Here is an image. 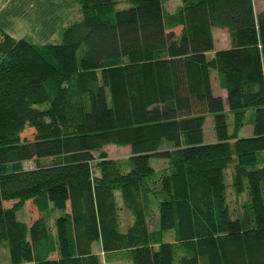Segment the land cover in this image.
<instances>
[{"label":"trees","instance_id":"obj_1","mask_svg":"<svg viewBox=\"0 0 264 264\" xmlns=\"http://www.w3.org/2000/svg\"><path fill=\"white\" fill-rule=\"evenodd\" d=\"M75 1L80 19L58 43L0 36L9 264H264V9L253 0H180L173 12L169 0ZM215 28L230 44L208 57ZM212 71L224 97L212 92ZM249 108L253 133L241 137ZM108 143L129 146L128 157L110 158ZM151 157L167 163L158 178ZM230 167L234 191L249 197L241 217L226 197ZM117 195L133 216L125 231ZM26 201L60 214L52 226L42 215L21 221Z\"/></svg>","mask_w":264,"mask_h":264},{"label":"rangeland","instance_id":"obj_2","mask_svg":"<svg viewBox=\"0 0 264 264\" xmlns=\"http://www.w3.org/2000/svg\"><path fill=\"white\" fill-rule=\"evenodd\" d=\"M181 1L180 0H169L166 2L165 6L170 11H175ZM130 4L126 3H120L117 8H125L129 7ZM255 5V11L258 12L261 9L264 8V0H254ZM80 19V15L77 13L76 16L71 20L70 24L78 21ZM176 32L179 31V28L175 29ZM213 37H214V47L213 49L208 53V57H210L217 49L221 48H227L229 47V38L228 34L225 29L221 28H215L213 30ZM61 40V34H59L58 37L54 38V43H58ZM215 72L212 71L211 73V88L214 95H220L222 93L221 88L219 87L218 80L215 78ZM253 119H254V109L249 108L246 111L244 124L241 127L239 131V135L241 137L250 136L253 133ZM228 123L231 130L232 127V115H228ZM33 130L31 128L26 129L23 132L24 136H27L31 138ZM204 141L206 143H211L216 141V135L213 129V116L211 114H207L205 122H204ZM102 150L106 151L108 156L112 159H117L120 161H124L129 153V146H123V145H117L115 143H108L107 145H104ZM98 153L95 152V156H97ZM149 163L152 167H154L157 172L155 173V178L160 177L161 173L164 172L167 168V163L164 159L151 157L149 159ZM231 168H228L225 175V182L227 183V190H226V197L229 205V210L231 213V217H241L242 215L246 214L248 211L250 212L249 208V197L244 190L243 192L237 194L232 185H231ZM118 205L120 207L119 209V229L121 231H125L128 226L133 221V216L129 210H127L120 197L117 195ZM13 203V200H5L3 201L4 207H10ZM60 214V211L56 209H50L49 211L45 212L44 214H39L36 209L33 207L30 201H26L24 207L17 211L16 216L17 219L21 221H25L27 223H32L34 220L38 219L43 216L45 219V223L49 226H52L54 218ZM157 227V214L154 213L151 220L149 221V228L151 230L156 229ZM166 239H170V234L167 233L165 235ZM94 247L99 246V242H95ZM10 263V256H9V250L8 245L6 242H2L0 245V264H9Z\"/></svg>","mask_w":264,"mask_h":264},{"label":"crops","instance_id":"obj_3","mask_svg":"<svg viewBox=\"0 0 264 264\" xmlns=\"http://www.w3.org/2000/svg\"><path fill=\"white\" fill-rule=\"evenodd\" d=\"M78 7L75 0H0V36L5 33L37 44L54 43L79 14ZM93 251L103 256L100 244Z\"/></svg>","mask_w":264,"mask_h":264}]
</instances>
